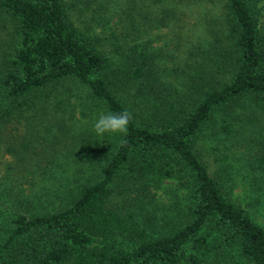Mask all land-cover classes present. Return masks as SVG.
Masks as SVG:
<instances>
[{"label":"trees","instance_id":"1","mask_svg":"<svg viewBox=\"0 0 264 264\" xmlns=\"http://www.w3.org/2000/svg\"><path fill=\"white\" fill-rule=\"evenodd\" d=\"M220 1L227 35L207 25L180 68L183 85L169 88L168 68L154 69L145 44L128 37L140 27L127 11L121 35L129 40L105 55L90 33L109 18L100 2L0 0V136L24 106L39 117L47 104L62 106L70 84L104 113L132 117L94 163L88 156L89 164L49 169V185L30 183L15 195L0 186V264H264V228L231 197L225 168L211 171L196 147L206 127H227L244 98L264 104L263 0ZM162 10L177 17L174 7ZM33 165L19 175L32 176ZM162 180L182 194L175 210L159 214L152 188Z\"/></svg>","mask_w":264,"mask_h":264},{"label":"rangeland","instance_id":"2","mask_svg":"<svg viewBox=\"0 0 264 264\" xmlns=\"http://www.w3.org/2000/svg\"><path fill=\"white\" fill-rule=\"evenodd\" d=\"M96 1L100 2V6L105 5L98 9L109 17L105 26L94 22L90 28L91 35L98 36L101 42V51L105 55H116V43L129 40L121 35L131 24L124 18V12L127 11L130 13L127 16L132 26L140 27L139 33H130L128 37L145 44L154 69L162 66L168 68V73L164 75V84L167 85L171 82L176 87L183 85L180 81L184 80L186 72L180 68L187 70L183 61L188 59L191 43L208 35L205 28L207 25V28L214 30L221 38L223 34L227 35L220 0H193L185 5L176 4V0ZM263 3L264 0L261 5ZM163 5L171 10L174 7L177 17L170 12L164 13ZM76 7L75 3L71 10L73 16L77 13ZM92 7H96V4ZM90 11L92 10L87 9L83 12L85 20L90 19ZM96 18L99 20V16ZM123 20H127L124 21L127 27ZM130 31L136 32L134 28ZM3 34L4 31L0 30V37ZM70 85L67 86L68 96L62 106L47 104L46 112L41 113L40 117L33 107L24 106L20 122L6 124L0 136V186L9 187L13 189L12 193H17L30 183L36 189L41 182L49 185L52 178L49 176V169L58 172L70 169L72 164H89L86 160L88 156L92 157L94 163L96 157L104 153L105 147H109L114 133L94 136V123L104 113L103 110L93 103L82 88ZM259 104L256 99L244 98L241 104L235 106L234 117H228L227 127L221 128L224 123L219 125L218 122L222 121L218 120L217 124L206 127L197 138L196 147L211 171L222 172L225 168L223 171L226 175L229 174L228 178L233 183L231 197L264 228V162L261 164L255 160L256 157L264 160V104ZM61 108L64 112L59 111ZM59 123L64 127L61 133L56 128ZM88 140L89 146H86ZM100 147L103 151L99 150ZM79 150H82L80 154ZM31 164L37 165L32 176H20L21 171L17 168ZM45 167V172L41 173ZM152 191L160 206L159 214L175 210L177 204H180L182 191L171 180H162ZM230 253L237 259L233 250Z\"/></svg>","mask_w":264,"mask_h":264},{"label":"clouds","instance_id":"3","mask_svg":"<svg viewBox=\"0 0 264 264\" xmlns=\"http://www.w3.org/2000/svg\"><path fill=\"white\" fill-rule=\"evenodd\" d=\"M131 118V113L126 109L119 113H101L94 123V131L98 135H103L104 133L126 134Z\"/></svg>","mask_w":264,"mask_h":264}]
</instances>
